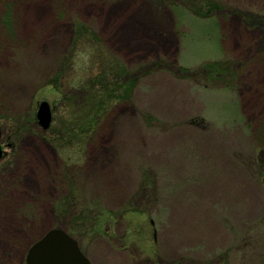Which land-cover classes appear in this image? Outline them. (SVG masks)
I'll return each instance as SVG.
<instances>
[{
  "label": "rangeland",
  "instance_id": "1",
  "mask_svg": "<svg viewBox=\"0 0 264 264\" xmlns=\"http://www.w3.org/2000/svg\"><path fill=\"white\" fill-rule=\"evenodd\" d=\"M0 131V264H264V0H0Z\"/></svg>",
  "mask_w": 264,
  "mask_h": 264
},
{
  "label": "water",
  "instance_id": "2",
  "mask_svg": "<svg viewBox=\"0 0 264 264\" xmlns=\"http://www.w3.org/2000/svg\"><path fill=\"white\" fill-rule=\"evenodd\" d=\"M43 129L49 126L51 114L46 102H41L36 113ZM2 154L0 145V157ZM26 264H91L80 251L74 238L60 229L47 231L28 250Z\"/></svg>",
  "mask_w": 264,
  "mask_h": 264
}]
</instances>
